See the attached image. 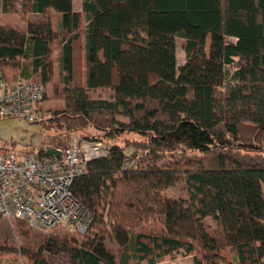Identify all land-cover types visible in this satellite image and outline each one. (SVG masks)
I'll use <instances>...</instances> for the list:
<instances>
[{
    "label": "trees",
    "instance_id": "16d2710c",
    "mask_svg": "<svg viewBox=\"0 0 264 264\" xmlns=\"http://www.w3.org/2000/svg\"><path fill=\"white\" fill-rule=\"evenodd\" d=\"M73 1L0 0L3 13L21 5L23 18L34 17L25 29L0 25V68L10 81L19 71L44 85L43 102L49 84V98L65 102L47 110L40 148L23 153L65 151L90 128L99 135L79 143L109 144L72 187L93 219L80 243L50 235L36 248L6 242L1 252L23 251L30 264H50L46 254L70 264L178 255L192 264H264V0H83V13ZM177 38L185 40L180 67ZM98 89L112 94L94 98ZM130 135L147 141L117 142ZM180 181L187 197H168ZM13 230L31 234L20 221Z\"/></svg>",
    "mask_w": 264,
    "mask_h": 264
},
{
    "label": "built area",
    "instance_id": "2783aa9c",
    "mask_svg": "<svg viewBox=\"0 0 264 264\" xmlns=\"http://www.w3.org/2000/svg\"><path fill=\"white\" fill-rule=\"evenodd\" d=\"M45 86L34 81L13 82L0 68V122L21 120L40 124ZM61 157L41 158L0 145V220L23 222L36 231L63 227L86 234L93 214L75 197L77 177L88 173L92 160L108 153L106 144L74 140Z\"/></svg>",
    "mask_w": 264,
    "mask_h": 264
},
{
    "label": "rangeland",
    "instance_id": "374dc122",
    "mask_svg": "<svg viewBox=\"0 0 264 264\" xmlns=\"http://www.w3.org/2000/svg\"><path fill=\"white\" fill-rule=\"evenodd\" d=\"M22 17V16H21ZM34 17L30 16L27 17L25 16L24 18H20L19 16L16 15H9V14H3L0 12V24H10L11 26H16V25H21L23 22L26 23L28 19H33ZM53 18V15H52ZM53 24L54 28H58V22L56 20V17L53 18ZM234 41V40H231ZM177 44V59H178V66H182L186 62V55L184 52V44L185 40L183 38H177L176 40ZM209 47V43L207 45ZM57 54L58 51L55 50L54 53V60L57 61ZM77 66L78 69L80 68L81 70L79 71V75L83 76L84 75V69H83V61L80 55V52H77ZM55 63V61H54ZM57 68V67H55ZM53 87V86H52ZM112 92L107 89H98L91 91V95L94 98H107L110 97ZM43 109H45V113L47 112V109L43 105ZM49 117V113L47 112ZM47 119V118H46ZM11 121H16L17 123L13 126H1L0 125V138L3 140V144H0L1 146L7 148L11 147L13 149H16L18 151L23 150L24 148H28V146L35 148H40V143L42 140L43 136V128L40 124H29L25 121L21 120H11ZM98 136L99 133L93 130L92 128L73 134L72 138L69 142L70 144L76 139L80 140L82 136ZM250 138V135L247 136ZM137 141L139 143L146 142L147 140L143 137L137 136V135H130L128 137L122 136L121 138L118 139V143H124V141ZM10 141H14L17 143L16 147H12L10 145ZM104 143V142H102ZM113 143V142H112ZM6 144V145H5ZM107 146L109 144H106ZM132 150H128L127 154L130 156ZM172 158H177L174 153H168L166 155V160L167 159H172ZM165 194L174 199H184L187 197V191L184 187L183 181L178 182L174 187L169 188L166 190ZM16 224V222H9L7 220H0V245L5 244L8 242L9 244H14L17 245L18 247H31V248H36L40 243L42 242L43 239L50 235H58L60 237H68V238H74L77 239L78 242L80 243L82 240H84V235H78L77 233H71L67 231L63 227H57L48 231H36V230H31V234L29 238L26 237H17L14 233L13 226ZM107 247L111 248L115 253L117 254L119 251V247L114 243V242H107ZM22 251V250H21ZM48 257V260L50 264H70L69 258L65 255H61L59 257L53 256L51 254H46ZM193 259L192 257H184L181 255H178L176 258H170L167 257L162 263L160 264H192ZM0 264H30L29 259L22 253H3L0 250Z\"/></svg>",
    "mask_w": 264,
    "mask_h": 264
},
{
    "label": "crops",
    "instance_id": "0c3cea01",
    "mask_svg": "<svg viewBox=\"0 0 264 264\" xmlns=\"http://www.w3.org/2000/svg\"><path fill=\"white\" fill-rule=\"evenodd\" d=\"M19 2H21V0H19ZM73 8H74V11L75 12H78V13H83V0H74L73 1ZM0 12L3 13L1 11V8H0ZM3 14H9V15H16V16H19L20 18H22V13H21V5L18 6V12L15 13V14H10V13H3ZM53 15V18L56 17V20L59 24L60 20H61V15L53 12L52 13ZM33 15L32 14H28L27 17H30ZM0 25H8V24H0ZM10 25V24H9ZM27 26V24L25 22H23V24L21 25H16V26H13V27H17V28H21V29H25ZM55 71L56 73H58V54H57V61L55 60ZM11 78L14 80L13 82H20V81H24L23 77L21 76L20 72L17 71L15 73H12L11 75ZM47 96H48V99L46 101L43 102V105L45 106V108L47 110L49 109H58V108H63L65 106V102L63 100H52L50 99V95L52 94V90H53V87L51 84L47 85ZM17 122L16 121H11V120H7V121H1L0 122V125L1 126H13L15 125ZM0 135H2L0 133Z\"/></svg>",
    "mask_w": 264,
    "mask_h": 264
},
{
    "label": "water",
    "instance_id": "95a60500",
    "mask_svg": "<svg viewBox=\"0 0 264 264\" xmlns=\"http://www.w3.org/2000/svg\"><path fill=\"white\" fill-rule=\"evenodd\" d=\"M47 155L49 157H61L62 152L60 150H57V149H48Z\"/></svg>",
    "mask_w": 264,
    "mask_h": 264
}]
</instances>
